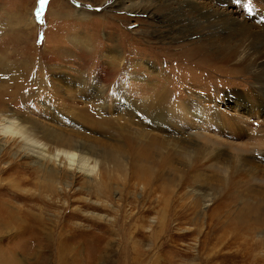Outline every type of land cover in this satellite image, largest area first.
<instances>
[{"label":"rangeland","instance_id":"obj_1","mask_svg":"<svg viewBox=\"0 0 264 264\" xmlns=\"http://www.w3.org/2000/svg\"><path fill=\"white\" fill-rule=\"evenodd\" d=\"M107 1L0 0V264H264V225L235 239L264 218L257 55L179 56ZM177 1L264 25V0ZM164 87L152 125L134 109ZM77 141L88 159L53 155Z\"/></svg>","mask_w":264,"mask_h":264},{"label":"bare ground","instance_id":"obj_2","mask_svg":"<svg viewBox=\"0 0 264 264\" xmlns=\"http://www.w3.org/2000/svg\"><path fill=\"white\" fill-rule=\"evenodd\" d=\"M126 1L128 2L126 3ZM126 1L125 3H123L121 0H108L107 6H105L104 10H110L113 12L123 10L125 12L135 13L138 15H147L149 19L152 20L153 28L151 31L142 30L143 33H145L147 36H152L155 40L159 41L160 43L163 42L164 44L176 45L177 49L180 48L178 50V52H180L179 56L187 55L186 58L191 59V57L194 58L197 55H200L203 61H210L217 58L233 59L238 57L241 52L243 53L244 51H248L254 53V55L256 54L258 59H256L258 61H256L257 64L253 66V72H259L260 70L264 71V25L257 24L255 21H252V17L251 19H248L246 17L247 19H245L244 22H239L229 17L221 15L220 11H216L211 8H209L211 11L206 10L208 8H206V6L195 8L187 4L185 5L181 3L182 1L180 2L177 0ZM221 3L223 4H220L221 6L227 5V3L224 1H222ZM28 11L29 10H27L26 13L24 12L25 14L19 17V21L24 22L23 30L22 32H20V35L21 37H24L26 41L28 40V37L25 36L24 28H31V26L36 25L34 14ZM31 30L33 31V28ZM118 48L119 45L116 44L113 48V55L111 56L112 62L110 63L112 65L111 67H114V70H116L115 68L120 65V63L118 62V57L121 54L119 53ZM80 49L83 50V48ZM85 54H88V52ZM9 68L11 69L12 65L9 66ZM111 73L114 72L112 71ZM263 75H258L260 77V79H258L257 85V87L260 88L259 91H255L256 93L254 92V95L250 94L249 98L250 102L253 103L256 109V114L258 115H264ZM80 80L83 81V79ZM165 89V87L162 89L160 88L158 92L152 94L151 96L145 97L143 102L136 106V108L134 109V113L150 117L152 125H160L164 121V117L169 112H171V109H169L167 105L168 102ZM104 92L105 91L103 89H99L95 95V99L102 100L105 97L103 95ZM121 94L118 95V100L120 102L121 100L122 102L126 101L127 103H130V105L137 102V100L133 101L131 99H125L121 96ZM261 99L263 100V102L261 101ZM233 106L236 112L240 109L246 110V108L248 107V103L238 101ZM90 107L93 108V106ZM172 111L174 113L173 108ZM95 112L97 114V111L94 110V113ZM84 113H86V111ZM88 118H91V116ZM22 127L27 128V126ZM30 127L31 126H29V128ZM74 149H76L77 151H81L83 153V158L88 157L87 155L92 152V148L83 145L82 142H62L60 148L55 147V152L53 151V155L56 157H67L71 155L75 156V152L71 151ZM261 154L262 153L258 151L254 153V155ZM90 157L91 156H89V158ZM113 157L116 158V156L109 155L108 159H112ZM243 159L246 161H251L249 160V157ZM87 161L89 162V160ZM92 168L94 169V167ZM259 214L260 213L255 214V216L251 215L252 218L257 217V220L251 221L248 218V220L244 222L241 227H239L240 225L238 226L241 230L235 233V239L237 237L240 238L241 236H243L244 233H248L250 231L252 232L258 227V225H264V218L262 217L263 214H260V216H258Z\"/></svg>","mask_w":264,"mask_h":264}]
</instances>
